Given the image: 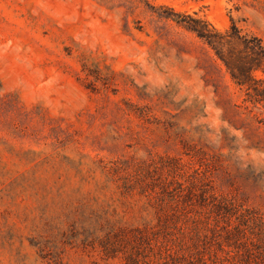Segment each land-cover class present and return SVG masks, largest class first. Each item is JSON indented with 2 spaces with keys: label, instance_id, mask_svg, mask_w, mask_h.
<instances>
[{
  "label": "rangeland",
  "instance_id": "rangeland-1",
  "mask_svg": "<svg viewBox=\"0 0 264 264\" xmlns=\"http://www.w3.org/2000/svg\"><path fill=\"white\" fill-rule=\"evenodd\" d=\"M167 9L264 47V0H0V264H264V108Z\"/></svg>",
  "mask_w": 264,
  "mask_h": 264
},
{
  "label": "trees",
  "instance_id": "trees-1",
  "mask_svg": "<svg viewBox=\"0 0 264 264\" xmlns=\"http://www.w3.org/2000/svg\"><path fill=\"white\" fill-rule=\"evenodd\" d=\"M167 11L168 13L160 15V18L165 21H171L194 34L221 60L235 86L240 90H245L247 94H251L254 100L253 103L262 105L264 108V79L256 80L254 77L257 72L264 74V47L261 41L256 37L242 36L234 24H232L230 31L220 33L205 20L174 13L171 9H167ZM230 41L239 42L251 53L248 62L235 69L228 65L223 55L217 50L218 47H222V45Z\"/></svg>",
  "mask_w": 264,
  "mask_h": 264
}]
</instances>
